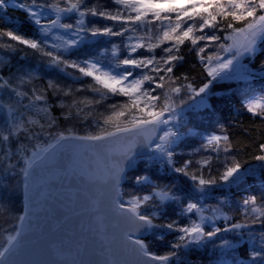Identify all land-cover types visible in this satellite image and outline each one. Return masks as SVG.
I'll return each instance as SVG.
<instances>
[{
  "label": "snow or ice",
  "instance_id": "1",
  "mask_svg": "<svg viewBox=\"0 0 264 264\" xmlns=\"http://www.w3.org/2000/svg\"><path fill=\"white\" fill-rule=\"evenodd\" d=\"M109 3L114 10L98 4L89 7L88 0H0V20L11 7L24 11L36 30L35 38L18 30H0V64L16 54L27 59L26 49L39 57L35 65L22 66L14 77L0 76V111L5 114L0 120V169L15 175L13 169L20 160L14 163L13 157L20 156L25 200L23 215L4 230L0 264H94L88 258L86 238L74 249H66L45 235L47 216L43 214L51 210L46 206V182L38 170L49 164L56 167L57 175L104 185L113 193L112 211L128 225L121 243L131 260L118 262L109 256L107 264H190L187 252L209 246L216 257L213 264H264V232L259 234L257 250L252 231L256 224L264 227V202L258 203L256 195L243 196L236 204L243 220L233 222L224 210L231 205L229 198L214 196L218 190L240 184L248 172L247 161L232 154L234 145L222 124L218 132L205 134L198 123L201 110H213L214 84L255 78L243 60L254 57L257 46L264 43V0H187L167 9L161 5L175 0ZM96 45L103 47L71 58ZM185 47L201 67L199 84L187 73L176 74L185 61ZM42 74L62 76L72 83L48 78L38 88L34 82ZM85 78L90 82L85 83ZM242 106L264 119V89L259 96L246 97ZM54 107L61 109L59 116L53 114ZM101 107L104 111H99ZM61 119L96 131L78 135L71 126L60 130ZM188 137L202 141L187 153L199 158L178 164L177 157L185 155L180 145ZM25 141L40 142L26 155ZM67 148L76 151H65L63 167L50 159ZM259 152L253 160L264 168V143ZM140 163L145 171L135 176V184L148 191L125 200L121 184L128 178V169ZM153 168L163 170L169 182L153 180L148 174ZM211 198L217 199L215 205L205 203ZM60 226L57 221L55 229ZM146 234L161 241L168 235L173 239L167 241L166 251L157 253L141 238ZM114 240L101 235L99 254H111ZM245 243L252 244V249L242 259L236 253Z\"/></svg>",
  "mask_w": 264,
  "mask_h": 264
},
{
  "label": "trees",
  "instance_id": "2",
  "mask_svg": "<svg viewBox=\"0 0 264 264\" xmlns=\"http://www.w3.org/2000/svg\"><path fill=\"white\" fill-rule=\"evenodd\" d=\"M28 2V0H23ZM40 2V0H38ZM93 4L104 5L114 10L115 6L109 3V0H88V6ZM203 10V9H200ZM211 10V9H209ZM64 22L70 23L71 20H65ZM103 26V25H100ZM239 26V25H238ZM0 30H18V34L25 35L28 38H35V28L30 24L26 18V13L21 10L9 8L7 10L4 20H0ZM6 40V38H5ZM103 45H96L94 48H83L80 52L74 53L73 57H84L91 52L95 51ZM28 52L27 59L21 60L19 54L11 56L6 64H0V76L4 79L14 77L22 66L29 64L35 65L39 57L33 55L31 50L26 49ZM159 54V50H157ZM182 53L185 56L183 65L176 72L187 73L190 77H195L197 84L201 83L203 78L201 75V67L197 63V58L194 53L188 52L186 47L182 49ZM6 55V54H5ZM248 69L255 74V78L249 80H227L214 84L212 91L215 95L212 97L213 110L211 112L200 111L198 123L200 124L199 130L203 133L218 132V125H223L226 133L229 135L231 142L234 145L233 155L237 157L241 162L247 161L244 165L248 169L245 178L239 185H232L225 189L218 190L214 193L215 197L227 196L231 201V205L225 206L224 210L232 217L233 222L243 220L241 210L236 206L237 202L241 200L243 196L256 195L258 203L264 202V168L261 167L259 161L253 160V157L259 155V145L264 143V119L254 117L246 111L242 106L246 97L259 96L264 89V68L261 64L264 63V43H261L256 55L246 59ZM195 65V67H193ZM70 71H72L70 69ZM48 78H56L59 83L71 84V80H66L62 76L55 77V74H42L40 80L35 81V86L44 87L45 81ZM90 82L88 78H85V83ZM78 87V85H73ZM87 93H84L86 95ZM6 99V97H5ZM50 99H52L50 97ZM27 101V100H25ZM112 101H109L111 103ZM52 103H55V99H52ZM53 114L60 115L61 109L54 107L52 109ZM99 111H104L101 107ZM4 112L0 111V120L4 118ZM71 126L78 135H86L89 132H95L94 127H89L84 124H80L76 121L71 123L60 120V130ZM191 127V125H189ZM46 137H41V141L47 142ZM40 141H25L26 150L25 154L30 155L33 145ZM199 137H188L180 145L179 151L185 153L183 156L177 157L178 164L184 159H198L199 157H189L187 155L193 148H197L201 144ZM15 147V145H13ZM203 155V153H201ZM20 160L17 167L13 169L15 175L5 172L0 169V241L3 240L4 230H10L11 226L17 223V218L24 213L25 200H24V177L20 171L24 167L23 161L19 155L13 157V162ZM218 167V166H216ZM145 171L142 163L138 164L135 168L127 172V179L122 184L123 198L126 200L132 195L141 194L148 191L147 188L141 187L135 184V176L143 174ZM152 176L153 180H157L161 183H168V179H165V173L163 170H157L153 168L148 172ZM170 175V174H169ZM210 205H215L217 199L211 198L205 201ZM181 223H187L186 219H181ZM219 226L223 227L222 221H217ZM252 231L255 233V246L258 250L260 247L259 234L264 232V227L260 224H256ZM231 236V234H226ZM149 244L150 250L157 253H163L167 250L165 247L167 241L173 239L172 235L165 237L164 241L156 239L153 234H148L143 237ZM245 236V240H247ZM252 249V244L245 243L240 250L236 253V256L242 259H247L249 251ZM215 255L209 249H198L189 251L186 253V259L190 261V264H213Z\"/></svg>",
  "mask_w": 264,
  "mask_h": 264
},
{
  "label": "water",
  "instance_id": "3",
  "mask_svg": "<svg viewBox=\"0 0 264 264\" xmlns=\"http://www.w3.org/2000/svg\"><path fill=\"white\" fill-rule=\"evenodd\" d=\"M65 151L72 153L76 149L58 150L50 155V159L58 160L60 166L63 167ZM87 156L89 159L95 160L91 153H87ZM132 169H128V171ZM100 171H103L102 164ZM38 175L41 180L46 182L45 187L48 189L46 206L51 211L43 215L47 216L45 235L49 239L66 249L69 247L74 249L78 241L86 238L88 258L94 264H107L109 256L118 262L131 260L129 253L121 243L122 233L128 230V225L122 217L116 216L112 211L111 197L113 193L109 187L81 183L75 176L57 175L56 167L51 164L42 172L38 170ZM101 192L104 194L100 195ZM33 207H35L34 204ZM98 217H102V219H98ZM57 221L61 222L59 229H55ZM101 235L109 238L115 237L111 244V254H99L103 251L102 248L97 247ZM49 256L55 259V254L51 251H49Z\"/></svg>",
  "mask_w": 264,
  "mask_h": 264
},
{
  "label": "rangeland",
  "instance_id": "4",
  "mask_svg": "<svg viewBox=\"0 0 264 264\" xmlns=\"http://www.w3.org/2000/svg\"><path fill=\"white\" fill-rule=\"evenodd\" d=\"M186 3H187V0H175V3H172V4L165 3V4L161 5V7L165 8V9H167V8H169V7H180V6H182V5L186 4ZM260 44H261V43H260ZM260 44L257 46V50H258ZM246 59H247V58H245V59L243 60V63H244L245 65H247ZM142 239H143V237H142Z\"/></svg>",
  "mask_w": 264,
  "mask_h": 264
},
{
  "label": "built area",
  "instance_id": "5",
  "mask_svg": "<svg viewBox=\"0 0 264 264\" xmlns=\"http://www.w3.org/2000/svg\"><path fill=\"white\" fill-rule=\"evenodd\" d=\"M24 103H27V101H24Z\"/></svg>",
  "mask_w": 264,
  "mask_h": 264
}]
</instances>
